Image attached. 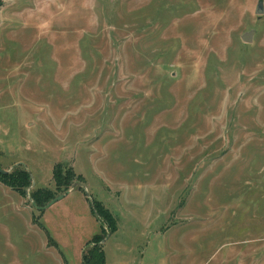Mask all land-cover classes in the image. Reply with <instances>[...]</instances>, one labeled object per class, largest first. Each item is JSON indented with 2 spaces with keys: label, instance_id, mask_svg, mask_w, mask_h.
Segmentation results:
<instances>
[{
  "label": "rangeland",
  "instance_id": "1",
  "mask_svg": "<svg viewBox=\"0 0 264 264\" xmlns=\"http://www.w3.org/2000/svg\"><path fill=\"white\" fill-rule=\"evenodd\" d=\"M55 164L84 181L38 210ZM20 165L0 264H82L89 200L116 221L104 264H264V0H0V169Z\"/></svg>",
  "mask_w": 264,
  "mask_h": 264
},
{
  "label": "trees",
  "instance_id": "2",
  "mask_svg": "<svg viewBox=\"0 0 264 264\" xmlns=\"http://www.w3.org/2000/svg\"><path fill=\"white\" fill-rule=\"evenodd\" d=\"M52 179L53 187L59 192H66L71 185L78 181L82 182L83 177L80 174H76L72 167L62 166L60 164H55L52 169ZM0 182L9 188L16 190L17 192L25 195V188L31 184V176L29 172L20 166H14L11 171L7 173H0ZM81 188L80 186H77ZM61 188H64L61 191ZM53 191L50 188H37L30 194V199L34 207H43L47 204L53 197ZM89 204L92 212L96 213V218L99 222V232L95 234L89 241L86 243V247L91 243L92 247L87 250H83L81 262L82 264H104L105 257L103 249L97 248V243L102 240L108 233H113L116 229V221L113 219L111 214L107 209H105L101 203L95 200H89ZM42 210L41 208H37ZM102 219V221H99ZM37 223L43 227L37 220ZM103 223L107 224L109 229L108 232H105V227ZM44 228V227H43ZM48 239L55 246L54 241L48 236Z\"/></svg>",
  "mask_w": 264,
  "mask_h": 264
},
{
  "label": "water",
  "instance_id": "3",
  "mask_svg": "<svg viewBox=\"0 0 264 264\" xmlns=\"http://www.w3.org/2000/svg\"><path fill=\"white\" fill-rule=\"evenodd\" d=\"M257 13H262L263 12V6H262V1H258V5H257V9H256ZM243 39L245 41H249L250 39V33H248L247 35L243 36ZM7 170H3L0 169V173H7ZM69 190H67L65 193L59 194L56 197L52 198L47 204H45L43 207H37V208H41L44 209L46 207H48L49 205H51L52 203H54L56 200L62 198ZM96 214V213H95Z\"/></svg>",
  "mask_w": 264,
  "mask_h": 264
},
{
  "label": "crops",
  "instance_id": "4",
  "mask_svg": "<svg viewBox=\"0 0 264 264\" xmlns=\"http://www.w3.org/2000/svg\"><path fill=\"white\" fill-rule=\"evenodd\" d=\"M69 192H70V190H69L67 193H69ZM67 193H66V194H67Z\"/></svg>",
  "mask_w": 264,
  "mask_h": 264
}]
</instances>
